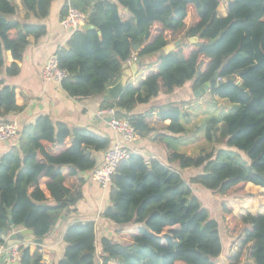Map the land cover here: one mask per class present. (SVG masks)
I'll list each match as a JSON object with an SVG mask.
<instances>
[{
	"label": "trees",
	"instance_id": "1",
	"mask_svg": "<svg viewBox=\"0 0 264 264\" xmlns=\"http://www.w3.org/2000/svg\"><path fill=\"white\" fill-rule=\"evenodd\" d=\"M54 1L22 0L27 20H46ZM69 5L85 12L95 29L74 33L56 52L59 67L69 74L62 88L77 100L103 96L133 54L138 60L155 56L147 73H137L119 99L105 100L103 107L129 121L140 139L154 135L179 170L131 154L115 173L109 205L101 215L116 226L117 240H98L94 222L72 223L59 264H98V257L101 264H219L220 225L194 185L226 199L219 205L233 240L226 263L264 264V215L239 217L230 204L248 194L249 184L264 190V0H67L62 20ZM16 14V6L0 0V76H17L29 38L47 34L46 25L21 23L12 19ZM192 38L198 43H191ZM179 40L180 47L164 53ZM215 76L221 85L209 93L231 109L207 118L205 139H221L224 150L196 157L178 153L175 135L185 128L177 105L132 114L159 94H171L191 81L199 90ZM23 110L15 89L0 78V119ZM20 132L18 145L0 158V230L11 234L24 228L33 231L35 240H44L66 209L82 200L78 187L85 182L83 173L91 175L99 154L112 142L87 129L71 130L46 115L20 126ZM187 169L202 172L187 181L181 174ZM8 241L0 233V245ZM33 245L23 247L19 264H46L40 247L34 245L32 251Z\"/></svg>",
	"mask_w": 264,
	"mask_h": 264
},
{
	"label": "crops",
	"instance_id": "2",
	"mask_svg": "<svg viewBox=\"0 0 264 264\" xmlns=\"http://www.w3.org/2000/svg\"><path fill=\"white\" fill-rule=\"evenodd\" d=\"M9 1L17 8V14L13 16L12 19L21 23L46 25L47 34L39 39H36L35 37L29 38L30 44L25 50L23 61L19 62L21 70L17 76L9 77L5 74L0 76L6 86L13 87L15 89L16 102L19 106L24 108L22 112L9 114L3 118V120L0 119V121L18 122L19 125L23 127L24 125L34 124L40 116L46 115L49 116L54 123L66 124L71 130L79 128L87 129L99 135L108 137L111 140L112 145L117 143L118 138L115 136L109 126L110 117L98 116L99 112L106 110V108L103 107L105 102V94L99 97L77 100L70 97L68 93L64 91L62 85L53 82H44L42 80L41 74L48 58L56 54L60 48L66 47L68 41L71 38V36L66 33L61 26V9L66 4L67 0H55L52 4L50 16L43 21L37 20L35 18H30L27 20V11L22 0ZM219 13L221 17L225 16V11L222 8L219 9ZM134 56L135 54L132 55V57ZM146 59L149 60L150 64H142L143 66L138 67L137 70H135L133 77L140 71L147 73L148 68L155 64V56L138 60V62H143ZM12 62L13 59L11 54L8 53L7 65L10 66ZM133 64L135 63H132L130 66L132 67ZM196 91L198 90H195L194 88V81L188 82L184 87L176 89L171 94H159L156 98L151 99L149 103L136 107L132 114L141 115L149 112L152 109L161 108L170 104L177 105L180 107L182 113L181 122L185 128L184 134L175 135L176 138H179V144L177 146L178 153L190 157H196L199 156L203 151L217 152L219 150H224L226 149L224 143H216V141L209 143L205 139V122L207 119H205L204 122L200 119L202 114V100H198L200 95L197 96ZM214 101L215 104L219 103L221 105L227 106L228 109L226 110V113L230 111L231 105L228 102L219 99H215ZM212 116L218 115L212 114ZM202 122V126L198 128V125ZM18 143L19 138L17 137L10 142L1 144L0 158L2 155L10 151L13 146L18 145ZM221 145L223 148H221ZM134 150L149 160H157L165 166L179 170L178 164L169 163L168 153L164 144L156 142L154 140V135H151L146 139H140L134 145ZM103 153L99 154V163L102 160ZM239 154L242 156L244 155L242 153ZM66 171L67 170L64 168L63 173H66ZM201 172L202 170L198 169H187L181 171V174L185 180L190 181L193 177L200 174ZM78 188L82 194V200L79 201L75 207L70 208L71 214L68 215L65 220H59L53 232L43 240V244L38 245L44 250L43 257L46 264H59L64 257L66 248L63 240L64 234L67 227L72 223L79 222L84 224L87 222H94L98 240H101L104 237L110 238L114 241L117 240L115 235L116 226L102 219L101 217L104 209L109 205V193L102 191L99 185L92 180L91 175H89L88 178L85 177V182ZM193 190L197 193V195L202 191H207L198 185H194ZM251 190L257 192L260 191L262 194H264L263 189L249 184L247 186L248 198H252L250 193ZM243 199L244 198L236 197L231 201L234 200V203H239L237 204L238 206L243 204ZM233 202L230 203L234 208L235 214L239 217L249 214L255 216L264 215V210L258 213L248 210V213L238 214ZM205 208L209 210L211 217L217 220L220 225L223 253L217 261L219 264H227L226 258L233 240L228 236L227 229L223 221L218 217V212L215 211L214 215H212V208L207 206H205ZM240 209H243V207L241 206ZM23 230L25 229H15L12 233L21 232ZM9 241L24 243L26 245H36L33 235L27 236L24 241H15L10 239ZM34 245L32 247V251L35 250ZM100 251L101 249L98 243L97 256H99ZM97 262L98 264H101L99 257Z\"/></svg>",
	"mask_w": 264,
	"mask_h": 264
},
{
	"label": "built area",
	"instance_id": "3",
	"mask_svg": "<svg viewBox=\"0 0 264 264\" xmlns=\"http://www.w3.org/2000/svg\"><path fill=\"white\" fill-rule=\"evenodd\" d=\"M87 25L88 15L82 10L69 5L67 14L61 22L63 30L72 36L74 33L83 30ZM136 62H138V59L134 56L127 64L131 65ZM41 76L44 82H53L59 85H62V83L69 78L68 72L59 67L56 54L48 58ZM116 113L117 111L115 109H106L98 113L100 117H110L109 126L118 138V142L103 153L101 162L91 173L92 180L97 183L104 192L110 191L119 165L129 159L131 154L138 153L134 150V145L140 140V137L129 121L118 119ZM19 132L20 125L18 122L0 124V145L15 139ZM25 245L24 243L10 241L0 245V261L6 264H19L21 252ZM39 251L42 254L44 252L42 247H40Z\"/></svg>",
	"mask_w": 264,
	"mask_h": 264
},
{
	"label": "water",
	"instance_id": "4",
	"mask_svg": "<svg viewBox=\"0 0 264 264\" xmlns=\"http://www.w3.org/2000/svg\"><path fill=\"white\" fill-rule=\"evenodd\" d=\"M95 27L91 26V25H87L84 27V30H94ZM99 35H101V33L99 32ZM191 43H198V39L197 38H192L190 39ZM181 45V41H177L175 42V44H172L168 47H166L163 51L166 54H169L170 52L174 51L177 47H180ZM142 64H150L149 60H144L143 62H136L135 64H133V66L131 67L129 64H124L123 65V72L121 74L120 79L118 80V82L110 87H108L107 89V93L104 96V99L107 101L110 100H118L119 97L121 96V94L123 93V91L125 90V88L127 87L130 79L133 77L135 70H137L138 67L143 66ZM219 77L215 76L214 79L211 80L210 83L205 84L201 89H199L198 91H196V95L199 96L202 93H206V92H210L212 89L217 88L218 86L221 85V83H219L218 81ZM20 133L18 134V136H20ZM83 175L88 178L89 175H87L86 173H83ZM61 206L65 207V204H61ZM71 214V210L68 208L66 209L65 213L61 216V220H65L68 215ZM10 224L13 225L12 220H10ZM0 233L5 236V237H9L10 240H20V241H24V239L27 236H31L33 235V231L31 230H23L21 232H16V233H9L7 231L4 230H0ZM35 244L37 245H42L43 244V240H35ZM2 261H0L1 264Z\"/></svg>",
	"mask_w": 264,
	"mask_h": 264
},
{
	"label": "rangeland",
	"instance_id": "5",
	"mask_svg": "<svg viewBox=\"0 0 264 264\" xmlns=\"http://www.w3.org/2000/svg\"><path fill=\"white\" fill-rule=\"evenodd\" d=\"M199 97L200 98L198 100H202V103H201L202 114H201L200 119L203 122L208 117H211L212 114H217L218 116H222L223 114L226 113V110L228 109L227 106L221 105L219 103L215 104L214 98L211 97L209 93H203ZM205 117H207V118H205ZM203 122L198 125V128H200L202 126ZM218 142H220L221 144L223 143L221 139H219ZM218 147H219V145H218ZM221 148H223L222 145H221ZM229 150L236 152L235 149H229ZM243 156H245V155H243ZM243 156H242V158L246 157V156L245 157H243ZM246 162H248V160ZM250 193L252 195V198H248V194L245 197H240V198H244L243 199L244 202L242 205L237 206V204H239V203H234L233 202L234 200L231 201L234 198H232L230 200V202H233L235 204V208H236L238 214L248 213V210H250V211L252 210L255 213L262 212L264 210V194H262L260 191L257 192V191H253V190H251ZM198 196L203 201L205 206L212 208V211H211L212 215H214L215 211H217L219 219L222 220L220 212L218 211L219 210L218 206L220 205V203L222 201H224L226 199H224L223 197L216 195L212 192L210 193L208 191H202L201 193H198ZM241 206L243 207V209H240Z\"/></svg>",
	"mask_w": 264,
	"mask_h": 264
}]
</instances>
